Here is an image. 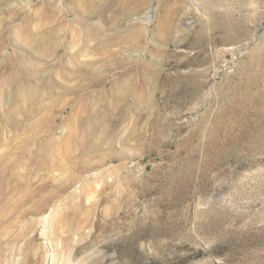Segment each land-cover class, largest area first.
Here are the masks:
<instances>
[{"label":"rangeland","instance_id":"obj_1","mask_svg":"<svg viewBox=\"0 0 264 264\" xmlns=\"http://www.w3.org/2000/svg\"><path fill=\"white\" fill-rule=\"evenodd\" d=\"M11 172L45 264H264V0H0Z\"/></svg>","mask_w":264,"mask_h":264},{"label":"bare ground","instance_id":"obj_2","mask_svg":"<svg viewBox=\"0 0 264 264\" xmlns=\"http://www.w3.org/2000/svg\"><path fill=\"white\" fill-rule=\"evenodd\" d=\"M57 40L56 41L54 40V41L57 42ZM118 85H120V83ZM121 85H122V83H121ZM132 85H134V84H132ZM140 86H142V85H140ZM128 87H130V86H128ZM143 87H145V86L143 85ZM146 89L148 90V88H146ZM123 98L125 99V97H123ZM123 102L125 103V101H123ZM81 119H83V118H81ZM81 119H79V120L81 121ZM121 120H122V118H121ZM84 138H86V137H84ZM73 174H75V172ZM67 176H68V174H67ZM13 178H14L13 173L8 174V175L0 174V264H5L6 262H10L11 260H13V262H14L15 255L18 252H21V254H22V258H21V260L18 261V264H45L46 259H45V256L43 255L45 248L40 243L36 242L39 224L41 222L43 223V219L42 220H39L37 218L26 219L25 217L27 215H29L30 213H38V212L43 211L45 208H47L49 203H50V200L46 199V198H49L50 196L49 197H42V198L36 200L33 203V205H25V204H22L23 202L22 203H17V202L13 203L10 201L4 202V201H2L3 194L5 193V192L3 193V191H5V187L7 186V184H10V182ZM68 178L67 179L69 181H70V179H72L70 177H68ZM75 179H76V177H75ZM70 182H72V181H70ZM66 184L68 186V183H66ZM59 186L60 185H58V189H59ZM27 187L30 188L29 186H27ZM18 189H16V190H18ZM19 190H18V192H19ZM27 191H28V189H27ZM28 193L30 194L29 191H28ZM49 193H48V195H49ZM5 195H7V194H5ZM25 195L26 194H24V196ZM34 196H35V194H34ZM9 199H10V197H9ZM61 211L64 214H68L67 217L64 218V220H59L60 218L59 219L53 218L51 220L52 223L46 222L44 224V236H48V238H54L60 233L62 228L68 230L69 233L73 232L77 229L76 225L77 226L79 225V220H78L79 218L78 219L74 218L77 215L69 216L70 213L74 214L75 212H77L78 211L77 208H75L74 206L70 207L68 211H72V212H69V213H66L64 210H61ZM60 222H62V224H60ZM65 238H67V237H65ZM22 241H24V242L21 243ZM63 241H64V239H63ZM61 243L62 244H60V246H61L60 248L57 245H55L54 243H52V246L54 247V249L60 251V258L57 259V257H55L56 255L53 256L55 258L52 259V264H57V263L58 264H64L66 261V257H67L66 253L71 249V246H70L71 244L69 246H67L68 242L67 243L61 242ZM71 251L72 250H70V252Z\"/></svg>","mask_w":264,"mask_h":264}]
</instances>
